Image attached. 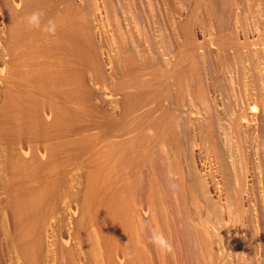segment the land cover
<instances>
[{
	"label": "bare ground",
	"instance_id": "1",
	"mask_svg": "<svg viewBox=\"0 0 264 264\" xmlns=\"http://www.w3.org/2000/svg\"><path fill=\"white\" fill-rule=\"evenodd\" d=\"M0 264H264V0H0Z\"/></svg>",
	"mask_w": 264,
	"mask_h": 264
},
{
	"label": "clouds",
	"instance_id": "2",
	"mask_svg": "<svg viewBox=\"0 0 264 264\" xmlns=\"http://www.w3.org/2000/svg\"><path fill=\"white\" fill-rule=\"evenodd\" d=\"M45 12L43 10H36L25 16L23 19L26 23L34 29H38L41 32L49 35H55L57 31V24L54 19H48L47 22H43ZM172 187H175L173 185ZM150 243L158 248L165 254H173L175 249L171 240L164 234L163 231L151 230L149 237Z\"/></svg>",
	"mask_w": 264,
	"mask_h": 264
}]
</instances>
